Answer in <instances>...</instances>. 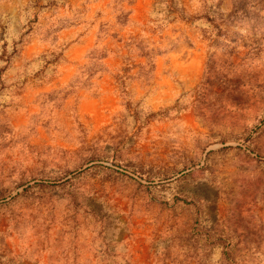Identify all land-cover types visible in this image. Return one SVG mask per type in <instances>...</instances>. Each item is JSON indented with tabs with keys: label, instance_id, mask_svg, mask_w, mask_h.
I'll return each mask as SVG.
<instances>
[{
	"label": "rangeland",
	"instance_id": "1",
	"mask_svg": "<svg viewBox=\"0 0 264 264\" xmlns=\"http://www.w3.org/2000/svg\"><path fill=\"white\" fill-rule=\"evenodd\" d=\"M0 264H264V0H0Z\"/></svg>",
	"mask_w": 264,
	"mask_h": 264
}]
</instances>
